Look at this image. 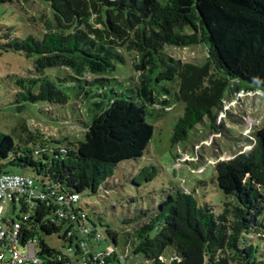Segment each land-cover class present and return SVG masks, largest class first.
<instances>
[{
  "label": "trees",
  "instance_id": "1",
  "mask_svg": "<svg viewBox=\"0 0 264 264\" xmlns=\"http://www.w3.org/2000/svg\"><path fill=\"white\" fill-rule=\"evenodd\" d=\"M43 1L53 15L48 29L55 30L42 37H18L6 47L33 57L42 73L51 68L67 72L28 80L14 102L59 105L47 110L55 122L67 120L61 107L69 106L72 123L85 129V139L66 153L70 162L65 164L63 157L46 160L42 149L34 153L31 132L24 130L26 136L15 134V139L0 131V173H9L8 166L31 168L40 175L34 179L48 198L55 197L52 192L77 196L71 208L61 206V218L44 198L36 202L33 215L22 220V244L36 240L42 264H65V257L59 259L62 249L71 237L78 238L82 227L90 228V247L96 249L91 240L103 241L80 205L81 195L112 191L110 178L116 168L144 156L154 123L166 117L168 108L185 104L171 133L175 147L190 131L207 125L208 114L215 117L224 111L228 90L229 96L240 86L264 90V0ZM199 43L213 52L220 72L210 60L197 65L164 51L165 45ZM128 53H134L133 74L118 78ZM67 89L73 91V102ZM210 127L221 132L214 121ZM244 140L249 149L215 164L214 182L225 195L221 212L191 191L173 189L152 210L124 218L138 241L124 261L140 254L145 264H264V251L247 242L248 236L264 241V126L244 134ZM117 232L107 228L112 242L107 245L114 248L115 259ZM54 234L63 244L60 248L47 239Z\"/></svg>",
  "mask_w": 264,
  "mask_h": 264
},
{
  "label": "rangeland",
  "instance_id": "2",
  "mask_svg": "<svg viewBox=\"0 0 264 264\" xmlns=\"http://www.w3.org/2000/svg\"><path fill=\"white\" fill-rule=\"evenodd\" d=\"M52 20L50 5L43 0L0 1V131L12 134L15 139V134L26 136V132L29 131L35 140V143L30 145L34 153L42 149L46 160H61L63 157L64 163L67 164L70 160L66 153L76 150L85 139V129L72 123L69 106L61 107L64 115L66 112L68 114L65 116L67 120L61 118V122H55L47 110L60 107L59 105L49 107L50 105L45 102L17 105L14 102L17 92L23 90L22 86L26 85L28 80L40 78L44 74L53 78L50 74L56 71L62 76L67 71L63 68H51L42 73L40 69L35 68L33 57L6 47L18 37L25 38L29 35L42 37L46 32L54 31L55 29H48V24ZM164 51L184 62L197 65H203L209 60L216 61L213 52L204 43L184 47L165 45ZM133 56L134 53H128V64L121 70V74L117 75L118 78L133 74L131 65ZM214 71H221L216 62ZM111 84L117 89H122L115 82ZM244 84L250 85L242 82V85ZM243 87L234 89L232 96H229V90L226 92L228 98L225 106L237 115L236 118L229 117L227 113L215 117L213 114H208L205 117L207 125L200 126L198 131H190L186 141L172 147V129L185 108L183 102L175 103L167 109L165 118L154 123L153 139L144 156L137 161L122 162L116 168L110 178L114 184L112 191L104 193L101 189L95 195L89 192L81 195L80 205L88 212L91 221L103 235L101 244L91 240L96 249H104L107 244L112 243L107 233V228L111 227L120 233L115 247L117 262L145 264L140 254L132 255L124 261L127 253L134 254L138 241L135 240L133 228L127 227L123 220L125 217H134L143 209L152 210L165 194L173 192L175 188L191 191L200 202H207L217 213L221 212L225 195L214 182L217 178L215 164L219 160L233 158L242 149H249L244 134L250 135L264 126V90L262 94L248 95V91L255 89ZM66 91L73 102V91L70 89ZM148 120L153 123L152 118L148 117ZM213 121L221 132L210 127ZM24 130L26 132H23ZM248 131L249 133H246ZM46 162L44 161L43 164H48ZM128 164L129 168L123 167ZM7 171L10 174L41 178L31 168L8 166ZM199 180L205 183H199ZM12 207L11 202L6 204L4 216L9 220L18 219L21 215L19 206L15 212H12ZM52 208L55 210V202ZM249 238L250 236L247 242L254 243L259 246L260 251H264V241L261 238ZM47 239L54 247L60 248L63 245L57 241L58 236L55 234L47 236ZM117 262L113 264H118Z\"/></svg>",
  "mask_w": 264,
  "mask_h": 264
},
{
  "label": "built area",
  "instance_id": "3",
  "mask_svg": "<svg viewBox=\"0 0 264 264\" xmlns=\"http://www.w3.org/2000/svg\"><path fill=\"white\" fill-rule=\"evenodd\" d=\"M262 92L263 90L255 89L248 91L247 94H262ZM227 110L229 108L225 106L220 116H224L223 113H226ZM44 191L31 176L10 173L0 175V264L43 263L37 255L36 240H30L25 244L21 242L22 220H28L33 215V208L38 200L47 198V203L59 218L64 215L61 206L69 209L77 201V196L55 194L54 192L52 195L55 197L48 198ZM8 202L13 204L12 212H15L19 206L21 215L18 219L5 218L4 212ZM54 202L55 210L52 208ZM89 234L90 228L82 227L78 238L71 237L70 241L64 245L65 250L62 251L59 259L65 257L68 260L65 264H113L117 259V253L116 259L113 258L114 248L111 245L100 250L90 247ZM96 238L100 239V235L97 234Z\"/></svg>",
  "mask_w": 264,
  "mask_h": 264
},
{
  "label": "crops",
  "instance_id": "4",
  "mask_svg": "<svg viewBox=\"0 0 264 264\" xmlns=\"http://www.w3.org/2000/svg\"><path fill=\"white\" fill-rule=\"evenodd\" d=\"M250 89H253V88H250Z\"/></svg>",
  "mask_w": 264,
  "mask_h": 264
}]
</instances>
